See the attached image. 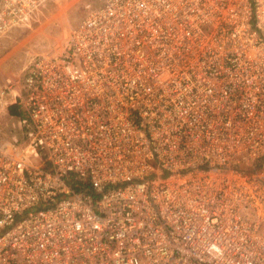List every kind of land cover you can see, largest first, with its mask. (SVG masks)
Here are the masks:
<instances>
[{"label":"built area","instance_id":"obj_1","mask_svg":"<svg viewBox=\"0 0 264 264\" xmlns=\"http://www.w3.org/2000/svg\"><path fill=\"white\" fill-rule=\"evenodd\" d=\"M11 89L0 264H264V0H104Z\"/></svg>","mask_w":264,"mask_h":264},{"label":"rangeland","instance_id":"obj_2","mask_svg":"<svg viewBox=\"0 0 264 264\" xmlns=\"http://www.w3.org/2000/svg\"><path fill=\"white\" fill-rule=\"evenodd\" d=\"M104 0H45L26 17L20 19L0 35V88L10 84L17 88L23 68L37 57L60 53L67 45L71 29L87 12ZM13 89L8 91L5 104L12 101ZM19 120L8 113H0V138L24 142ZM23 140V141H22ZM31 160V157H27Z\"/></svg>","mask_w":264,"mask_h":264},{"label":"trees","instance_id":"obj_3","mask_svg":"<svg viewBox=\"0 0 264 264\" xmlns=\"http://www.w3.org/2000/svg\"><path fill=\"white\" fill-rule=\"evenodd\" d=\"M7 111L10 115L15 116L18 119H23L25 117L24 112H23V110H21V107L19 104H16V103L8 104ZM23 130H25V129L23 128ZM258 166H259L258 163L254 164V168H258ZM251 169L252 168H248L247 170H251ZM70 177H71V175H70ZM77 183L79 185L80 182H77ZM71 185L74 186V184H72V183H71ZM80 185H81V183H80Z\"/></svg>","mask_w":264,"mask_h":264}]
</instances>
